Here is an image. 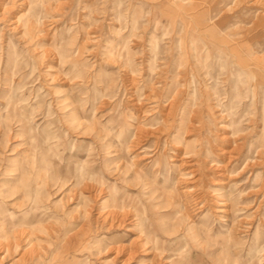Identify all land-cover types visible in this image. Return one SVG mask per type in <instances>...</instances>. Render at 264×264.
Masks as SVG:
<instances>
[{
    "label": "rangeland",
    "instance_id": "rangeland-1",
    "mask_svg": "<svg viewBox=\"0 0 264 264\" xmlns=\"http://www.w3.org/2000/svg\"><path fill=\"white\" fill-rule=\"evenodd\" d=\"M261 17L0 0V264H264Z\"/></svg>",
    "mask_w": 264,
    "mask_h": 264
},
{
    "label": "bare ground",
    "instance_id": "bare-ground-1",
    "mask_svg": "<svg viewBox=\"0 0 264 264\" xmlns=\"http://www.w3.org/2000/svg\"><path fill=\"white\" fill-rule=\"evenodd\" d=\"M256 17H258V16H256ZM261 20H264V18L263 17H261ZM251 23V22H250ZM263 43V42H262ZM264 44V43H263ZM258 45V44H257ZM256 45V46H257ZM255 47V46H254ZM259 48H261L260 46H259ZM258 51V50H257ZM255 52V51H254ZM258 52H260L259 54L260 55H255V54H253L252 52L249 54H247L248 55V57H250L251 58V60L252 61H247L246 60V58L243 60V61H241V63L243 64L242 65V67H241V69H240V72L241 73H239V75L241 76L242 74H249V73H252L251 74V76H253V77H255V79H257V78H259L257 75H261V74H263L264 75V48L262 49V50H259ZM245 57V56H244ZM247 64H250V66H253L259 73L261 72V74H255V73H253L251 70H249V68H244V66L245 65H247ZM252 68V67H251ZM251 71V72H250ZM246 77V81H247V76H245ZM239 80H243L244 81V76L240 79L239 78ZM258 83V82H257ZM258 88V87H257ZM257 90V89H256ZM259 90V89H258ZM259 93V92H258ZM232 238V237H231Z\"/></svg>",
    "mask_w": 264,
    "mask_h": 264
}]
</instances>
